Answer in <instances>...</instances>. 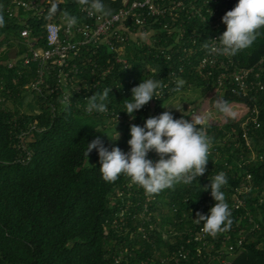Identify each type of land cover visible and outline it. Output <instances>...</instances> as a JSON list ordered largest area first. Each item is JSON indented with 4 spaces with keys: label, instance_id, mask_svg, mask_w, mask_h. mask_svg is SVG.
<instances>
[{
    "label": "trees",
    "instance_id": "obj_1",
    "mask_svg": "<svg viewBox=\"0 0 264 264\" xmlns=\"http://www.w3.org/2000/svg\"><path fill=\"white\" fill-rule=\"evenodd\" d=\"M13 1L0 0V15L4 18V25L0 26V264H150L149 258L159 261L165 250L182 243L178 237L163 239L158 229L152 231L151 241L137 236L135 228H116L114 221L128 199L129 179L122 175L114 183L105 182L99 170L98 150L93 149L89 154L92 163L87 162L85 151L87 143L99 136L109 151L119 147L129 152L127 141L131 139L132 124L143 127L147 118L163 113L162 107L171 97L199 87L206 88L199 102L183 103L171 113L176 119L204 118L203 126L213 143L207 171L191 185L177 184L155 194L150 209L152 217L158 228L170 223L171 217L177 215L172 207L176 204L180 212L189 214L183 222L174 225L185 236L189 226L194 225L197 212L210 214L216 202L211 189L204 191V186L210 185L211 177L224 172L228 183L222 191L231 208L233 223L217 237L209 236L198 258L203 264H222L221 258L233 254V264H264V95L245 98L234 94L229 88L219 86L220 70L210 64L202 67L206 56H219L209 55L202 44L226 31L222 18L218 28L213 26L239 0H210L218 6L215 18H210L206 11L210 3L197 0L201 13L207 16L205 23L201 21L202 14L183 15L170 30L159 31L150 41L137 36L138 39L131 37L118 43L123 46L120 51L107 44H102L96 55L85 51L84 56L88 55L89 59L79 62L83 75L70 86L82 85L84 76L89 81L94 77L99 83L90 91L82 89L73 93L70 103L61 102L62 94H55L49 86L43 95L25 88L32 80L33 68L21 64L26 46L15 39L25 26L21 17L29 15L26 20L34 35L42 36L45 25L58 21L60 13L78 21L88 20L80 11L82 5L78 0H58L47 5L39 18L23 9L10 15L8 7ZM102 3L110 15L123 7L125 0H102ZM180 30L185 32L184 37L179 38ZM45 43L44 39L38 41L39 45ZM119 57L126 62L119 61ZM231 58L237 66L255 65L263 59L264 30L251 47ZM11 60H15L12 67ZM104 70L110 71L102 76ZM143 79L160 81L163 86L159 97L137 110L133 119L125 112L124 100L131 99V89ZM178 79L185 83L179 91H174ZM105 88L111 89L105 101L106 113H89L80 108V103L86 107L87 99L95 93L102 94ZM29 94H33L32 98ZM217 102H226L229 112L221 111ZM254 104L260 106L261 124L252 127L251 145H248L244 138L247 126L243 127L242 121ZM113 110L121 116L117 120L110 115ZM112 125H117L118 130H111ZM33 126L36 128L31 130ZM22 132L31 133L30 138L20 137ZM26 151H30V158ZM152 154L154 161L159 159L154 151ZM243 183L251 186L244 196L247 204L236 207L231 187ZM133 188L132 196L136 199L137 188ZM122 190L126 198L118 195ZM134 210L130 205L127 212ZM159 217L163 219L158 221ZM127 225H133L132 219L127 218ZM197 246L202 243L187 245L192 253L183 264H195ZM215 254H221V258L214 257Z\"/></svg>",
    "mask_w": 264,
    "mask_h": 264
},
{
    "label": "built area",
    "instance_id": "obj_2",
    "mask_svg": "<svg viewBox=\"0 0 264 264\" xmlns=\"http://www.w3.org/2000/svg\"><path fill=\"white\" fill-rule=\"evenodd\" d=\"M57 1L14 0L12 5L8 7V12L10 15H13L17 9H23L27 14L39 15L38 17L40 18L46 11L47 5ZM203 3H210L206 11L210 18H215L218 13V6L212 5L210 0H204ZM80 11L88 17V20L78 21L76 19V23L69 28L65 22V15L60 13L58 21L48 22L45 25L42 36L34 35L32 27H30L26 20L29 15L20 18L25 26L20 29V35L15 41L18 42L20 40L26 46V50L21 56V64L33 68L32 80L26 83V89H32L33 91H37L39 95H43L45 94V87L49 86L55 94H62L59 95L61 102L70 103L73 93L80 92L82 89L90 91L92 87H96L99 83L94 77L89 81L84 76L82 85L70 86L74 79L80 80L79 77L83 75L79 62L89 59L88 55L84 56L85 51L96 55L102 44L110 45L112 48L120 51L123 50V46L117 45L118 43H124L128 39H131V37L137 38V36L147 38L150 41V37L159 31L170 30L172 25H176L183 15L191 14L195 16L202 14V7L197 4V0H125L123 7L107 16L101 14L90 15L84 6H80ZM221 18V16L217 18L213 28H218L221 25ZM201 21L203 23L207 21L205 14H202ZM184 35L185 32L180 30L179 38L184 37ZM220 36L217 33L210 40H218ZM193 38V42H196L195 35ZM41 39H44L46 43L39 45L38 41ZM211 43L214 42L211 41ZM219 56L218 58L206 56L202 64L203 68L210 64L212 68L220 70V74L218 75L219 86L229 88L232 93L245 98L250 97L252 94L264 95V58L255 65L237 66L233 64L234 59L229 57L225 59ZM118 60L126 62L120 57ZM14 65L15 60L9 61L10 67ZM96 67L97 65L95 64L91 74H95ZM109 71L104 70L102 76H105ZM158 91L160 92L161 90L159 89ZM153 104L154 102L151 103V106ZM79 106L87 111V106L84 107L81 103ZM260 113V106L254 104L249 116L242 121V126H247L244 128V138L248 145H251L249 134L252 127L261 124ZM110 115L113 120L121 117L116 110L111 111ZM181 118L187 119L186 117ZM248 125H251V127ZM34 128L36 127L33 126L31 130ZM28 133L22 132L20 137L26 136L29 139L31 133ZM26 153L28 154L27 158H30V151H26ZM148 159H154L152 152L148 153ZM134 186L137 188L136 195L138 197L136 199H133L132 196ZM126 188L128 199L126 200L125 207L117 214L114 221L116 228L124 227L126 230H133L135 228L137 236L145 237L151 241H153L151 239L152 231L155 229H158V233L163 239L178 237L183 240L182 243L175 244V248L165 250V254L160 257L159 261L149 258L150 264H183V262H188L192 250L190 248L187 249V245L192 242L202 243V246H197L195 249L197 256V259H194L195 264L204 263L198 256L201 255L202 248L207 245L209 235L202 231L203 224L195 221L197 216L194 217V225L189 226L187 232L184 234L185 236H182L184 232L180 227L174 225L183 222L189 214L183 210L180 212L177 205L173 203V211L177 215L171 217L170 223H164L162 227L158 228L152 217L153 213L150 210L156 198L155 195L151 197L146 196L144 189L136 184H132L130 180H128ZM231 188L234 189V206H245L247 202L244 196L249 193L251 186L248 183H243ZM141 192L142 195L140 194ZM126 193L122 190L119 191L118 195L126 198ZM186 200L188 199L186 198ZM130 205H133L135 210L130 211L128 214L127 210ZM127 218L132 219L133 225H127ZM160 219L163 218L159 217L158 221ZM185 237L186 239L184 240ZM238 243L241 245L243 238L239 239ZM216 251L220 250L217 249ZM156 252L158 253V251ZM214 257L221 258V254H215ZM233 258L234 255L230 254L228 258H221L220 261L222 264H233Z\"/></svg>",
    "mask_w": 264,
    "mask_h": 264
},
{
    "label": "clouds",
    "instance_id": "obj_3",
    "mask_svg": "<svg viewBox=\"0 0 264 264\" xmlns=\"http://www.w3.org/2000/svg\"><path fill=\"white\" fill-rule=\"evenodd\" d=\"M78 3L86 7L90 15H109L102 0H78ZM65 22L70 28L76 23V18L66 14ZM222 23L227 26L226 31L218 40L205 41L202 48L209 55L231 58L251 47L261 30H264V0H239L236 6L222 17ZM3 25L4 18L0 15V26ZM175 83L174 91H179L185 81L178 79ZM162 86L160 81L143 79L138 86L131 89V99L124 100L125 112L135 119L137 110L142 109L154 97H159L158 90ZM110 92L111 89L105 88L102 94L95 93L87 99V111L106 113L108 109L105 101ZM217 107L225 113L229 112L226 102H217ZM203 122L202 117L195 121L176 119L171 111H165L158 116L147 118L143 127L136 124L130 126L131 139L127 141L129 152L125 153L119 147H113L109 151L97 136L91 143H87L85 156L89 157L93 149H97L101 164L99 170L105 182L114 183L123 175L132 184L142 187L145 195L151 197L165 189L174 188L177 184L191 185L197 177L205 174L212 140L207 135ZM118 138L119 135L115 140ZM152 151L157 154L158 160L148 159V153ZM210 179L211 183L204 186V191L210 188L216 203L208 215L197 212L195 221L203 222L202 231L215 238L228 231L233 221L231 208L222 191L228 183L226 174L220 172Z\"/></svg>",
    "mask_w": 264,
    "mask_h": 264
},
{
    "label": "rangeland",
    "instance_id": "obj_4",
    "mask_svg": "<svg viewBox=\"0 0 264 264\" xmlns=\"http://www.w3.org/2000/svg\"><path fill=\"white\" fill-rule=\"evenodd\" d=\"M206 92V88L199 87V88H189L180 91L176 96L171 97L169 100H167L164 103V106L162 107V112L165 111H171L174 112L177 107L182 105L183 103H192L196 104L201 99L202 95ZM33 94H29V97L32 98ZM117 125H112L111 130H118ZM88 163H92V158L89 157L87 160ZM232 258V257H231Z\"/></svg>",
    "mask_w": 264,
    "mask_h": 264
}]
</instances>
